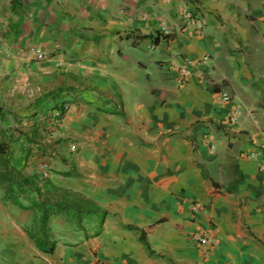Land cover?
<instances>
[{
  "label": "crops",
  "instance_id": "1",
  "mask_svg": "<svg viewBox=\"0 0 264 264\" xmlns=\"http://www.w3.org/2000/svg\"><path fill=\"white\" fill-rule=\"evenodd\" d=\"M28 46L51 56L26 58ZM64 104L49 181L79 210L49 217L41 250L42 209L0 186V264H264V0H0V136L35 125L48 141L45 119ZM17 134L11 164L41 186L44 142Z\"/></svg>",
  "mask_w": 264,
  "mask_h": 264
},
{
  "label": "trees",
  "instance_id": "2",
  "mask_svg": "<svg viewBox=\"0 0 264 264\" xmlns=\"http://www.w3.org/2000/svg\"><path fill=\"white\" fill-rule=\"evenodd\" d=\"M168 37L169 35H166L163 38L166 39ZM16 130L18 129L8 128L2 131L0 136V186L4 190L3 199L7 202H13V204L23 209H42L39 230L36 232L31 231V238L36 240L38 248L44 250V246L47 243H45L43 238L38 240L36 235L46 232L49 217L53 214L67 211L68 209L78 211L80 202L73 197L69 198L66 190L53 185L49 180H46L41 186L38 185L33 177L23 176L21 171L17 170L11 164L10 145L14 138L13 132ZM40 136L39 128L34 125L30 132L19 131L18 138L31 147L33 145H39ZM70 175V173H66V176ZM28 190L36 194L39 198L42 197L44 192H46V196L42 201H33L29 206H25L20 199ZM127 228L139 230V228L133 226H128ZM139 241L150 255L155 254L144 232L141 230Z\"/></svg>",
  "mask_w": 264,
  "mask_h": 264
},
{
  "label": "built area",
  "instance_id": "3",
  "mask_svg": "<svg viewBox=\"0 0 264 264\" xmlns=\"http://www.w3.org/2000/svg\"><path fill=\"white\" fill-rule=\"evenodd\" d=\"M182 15L187 19V18H192V13L189 11V9L187 7H185L183 9ZM204 29V23L199 20L197 22V30L199 33H201ZM160 36L164 37L166 35L170 34V27L166 24V23H162L160 26ZM23 55L26 58H30L32 60L35 61H45L47 59L50 58L51 54L49 52H47L46 50H43L42 48L38 47V46H28L24 51H23ZM210 57L208 55L204 56L202 58V63H207V61H209ZM193 68H194V64L191 61H185L183 63H181L178 67V70L180 72V77L177 81L178 85L181 86L185 80L189 79L192 74H193ZM196 68V67H195ZM220 100L222 102H228L230 100V97L223 94L220 97ZM69 109V105L68 104H64L62 107L59 108H54V110L52 111L51 115L49 116V120H51V124L54 127L59 126V124L62 121L63 115L65 112H67V110ZM237 114L234 113L231 118H230V125L231 126H235L237 124ZM214 144L210 145V150L214 151ZM77 151V145L75 143L70 144L69 146V152L74 153ZM257 156L256 152H252L250 154V157L255 158ZM259 171L261 173H263L264 175V162L259 166ZM39 175H40V182L44 183L46 180H49L51 177V171L49 170V167L44 164V163H40L39 164ZM203 207V205L200 202H196L194 203L191 208L193 212H198L199 210H201ZM195 238V240L197 242H199L201 245H207V244H212L214 243V239L211 238L210 236H208L207 234H195L193 236Z\"/></svg>",
  "mask_w": 264,
  "mask_h": 264
},
{
  "label": "rangeland",
  "instance_id": "4",
  "mask_svg": "<svg viewBox=\"0 0 264 264\" xmlns=\"http://www.w3.org/2000/svg\"><path fill=\"white\" fill-rule=\"evenodd\" d=\"M29 108H30V106H27L26 107V110H28L27 113H30L31 112V110ZM23 110H25V108ZM23 110H22V112L25 113ZM20 112H21V110H19L18 113L15 115L18 118L19 122H25V120L27 119V123H29L30 122V119H33V115L25 116V115L21 114ZM49 116L45 119V123H46L45 127H47V124H49L50 125V129L47 128L49 130V131H47L45 129V127H44L43 130H42L44 132V134L48 135L47 136L48 137V141L43 140V138L40 136V141H43L44 142L42 144L43 148L42 149H39L41 153L39 152V153H36V154H38V156H40V158H42L43 161L41 163L46 164L49 167V170L52 171V168L51 167L61 169V163L60 162H61V155L62 154L61 153L60 154L59 153H56L55 155H53L51 153V151H50L49 145H51V144L57 145V144H60V142L58 140H54L52 138V136L54 135V132H55V131H53V129H55V128L59 127V126L54 127L51 124L52 121L49 120ZM19 131H21V130H16L15 132H13L14 138L16 137V134L17 133H18L17 135L19 136ZM39 131H40V129H39ZM40 135H41V132H40ZM45 147H47V148H45ZM56 156H58L59 158L56 157ZM53 162L56 163V164H52ZM59 164H60V166H59ZM1 201L2 200H0V202Z\"/></svg>",
  "mask_w": 264,
  "mask_h": 264
}]
</instances>
